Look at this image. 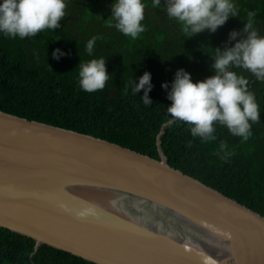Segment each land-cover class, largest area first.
<instances>
[{
    "label": "trees",
    "instance_id": "16d2710c",
    "mask_svg": "<svg viewBox=\"0 0 264 264\" xmlns=\"http://www.w3.org/2000/svg\"><path fill=\"white\" fill-rule=\"evenodd\" d=\"M112 0H66L61 27L45 29L34 37L9 38L0 34V110L48 124L105 138L158 158L156 140L167 162L182 172L218 189L264 216V81L244 69H233L249 79V90L260 105V121L252 123V135L243 140L219 123L215 139L192 137L190 127L172 118L166 107L168 89L176 69L202 80L213 74L214 47L231 46L228 34L240 39L246 13L255 10L254 27L264 35V0H235L237 17L230 16L214 32L184 37L179 24L151 0H144L145 31L133 40L108 27ZM98 37L91 56L87 39ZM54 48L66 55L54 59ZM106 58L110 73L103 89L80 88V63ZM150 72L152 103L145 105L143 89L131 90V82ZM172 120L169 124L168 121ZM164 126L160 133L161 126ZM226 148L221 150L220 144ZM225 152L229 155H225ZM31 237L0 227V264H95L69 252L40 244Z\"/></svg>",
    "mask_w": 264,
    "mask_h": 264
},
{
    "label": "water",
    "instance_id": "95a60500",
    "mask_svg": "<svg viewBox=\"0 0 264 264\" xmlns=\"http://www.w3.org/2000/svg\"><path fill=\"white\" fill-rule=\"evenodd\" d=\"M159 135L154 158L0 110V227L95 264H264V216L171 166Z\"/></svg>",
    "mask_w": 264,
    "mask_h": 264
},
{
    "label": "clouds",
    "instance_id": "9594fccd",
    "mask_svg": "<svg viewBox=\"0 0 264 264\" xmlns=\"http://www.w3.org/2000/svg\"><path fill=\"white\" fill-rule=\"evenodd\" d=\"M151 5L161 8V0H151ZM66 7V0H0V34L9 38L34 37L45 29L59 28ZM145 7L144 0H112V19L107 26L135 40L145 31L142 23ZM162 9L179 24L184 37L205 30L214 32L230 16H238L235 0H164ZM255 16V10L246 13L244 35L240 39H235L239 35L237 30L229 32L228 39L235 40L231 46L214 47L212 75L194 82L189 71L178 68L170 88L168 82H161V87L168 89L166 94L171 101L166 107L168 114L188 124L192 137L199 136L204 141L215 139V125L219 123L230 134L247 140L252 135V123L260 121L261 108L249 90V79L233 70H247L257 80L264 81V35L254 27ZM97 39L93 35L86 41L85 51L90 56ZM62 55L66 53L60 48L51 52L57 60ZM109 74L105 57L91 58L80 63L79 86L87 92L103 89ZM150 76L145 70L131 82L133 93L144 90L141 98L145 105L152 103L148 96L152 87ZM220 148L224 150L226 145L221 143Z\"/></svg>",
    "mask_w": 264,
    "mask_h": 264
}]
</instances>
